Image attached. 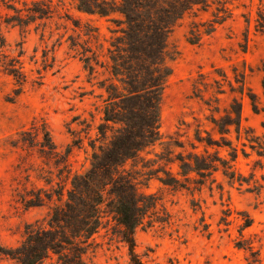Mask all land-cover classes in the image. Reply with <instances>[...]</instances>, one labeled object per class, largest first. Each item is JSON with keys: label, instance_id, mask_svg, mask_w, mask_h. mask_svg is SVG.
Returning a JSON list of instances; mask_svg holds the SVG:
<instances>
[{"label": "rangeland", "instance_id": "374dc122", "mask_svg": "<svg viewBox=\"0 0 264 264\" xmlns=\"http://www.w3.org/2000/svg\"><path fill=\"white\" fill-rule=\"evenodd\" d=\"M52 1L57 8L52 18L28 28L6 24V15L13 12L0 3V40L6 42V57L0 55V243L6 247L20 245L27 225L48 226L52 210L65 205L71 174L88 171L94 152L109 141L100 126L108 138L121 127L104 121L107 95L100 84L110 82L107 67L98 66L91 76L71 50L70 37L83 44L86 38L79 34L86 23L97 27L104 48L90 45L105 62L106 48L120 35L115 31L124 27V17L88 15L73 0ZM187 1L160 3L173 10ZM213 22L211 34H202L198 44L189 42L192 28L198 24L206 32ZM78 23L81 29L76 31ZM20 53L27 78L23 86L1 66ZM166 65L171 75L161 99L162 140L143 153L145 161L139 160L136 170L143 164L154 170L151 179L139 178L140 191L160 196L159 209L170 217L139 228L136 251L145 264H249L252 256L244 248L252 247L264 264V0H208L188 10L169 35ZM238 110L240 137L238 125L221 136L215 122L229 124V116L236 117ZM44 127L57 153L39 146ZM206 150L230 161L242 183H231L220 162L211 176L192 174L198 183L186 182L179 175V160ZM132 165L128 162L127 168ZM168 174L188 189L164 186L161 178ZM36 204L42 206H31ZM118 230L112 216H106L85 258L88 264H130ZM0 264L17 263L0 256ZM42 264L60 263L52 254Z\"/></svg>", "mask_w": 264, "mask_h": 264}, {"label": "trees", "instance_id": "16d2710c", "mask_svg": "<svg viewBox=\"0 0 264 264\" xmlns=\"http://www.w3.org/2000/svg\"><path fill=\"white\" fill-rule=\"evenodd\" d=\"M73 1L77 2L80 12L88 15L110 17L120 14L124 17L121 21L124 27L115 31V34L120 35L114 36L106 48L105 62L98 52L104 48V44L100 43L97 27L86 23L85 29L79 34L86 38L83 44L70 37L71 50L80 57L91 76L98 73V66L107 67L110 82L107 84L103 81L100 84V89L107 95L104 121L112 123L113 128L116 125L121 127L114 129L113 136L108 138L104 127L100 126L103 138L109 141L94 152L88 171L70 172L71 189L65 205L52 210L48 226L27 225L25 239L20 245L6 247L0 243V256H6L17 264H42L53 254L60 264H88L85 258L94 245V237L104 228L105 217L112 216L119 228V240L129 249L130 264H145L136 251L137 230L146 224L168 222L170 216L165 209H159L163 207L160 196L140 191L139 186L143 185V181L139 178L151 179L154 170L145 164L141 170L136 169L139 160L145 161L143 153H150L148 151L162 140L161 99L167 78L171 75V69L166 65L169 35L188 10L207 4L208 0H188L185 7L176 10H169L160 0H114L112 3L100 0ZM0 3L13 12L6 15L5 23L23 28L51 19L57 10L52 0H0ZM216 23H210L206 32L197 29V24L189 33V42L198 44L202 34H211L215 30ZM80 25H74L76 31L81 29ZM5 43V40H0L1 56H4ZM91 43H95L98 50H94ZM22 55L20 53L17 57L5 60L1 65L19 86L27 81L22 72ZM235 115L233 117L231 114V122L224 126L219 121L215 122L221 136L230 133V126L238 125L240 137L241 111L238 110ZM42 133L43 140L38 142L42 151L57 153L51 132L44 127ZM200 138L198 142L203 143ZM207 145L212 144L208 142ZM68 151L69 156L71 150ZM181 158L179 175L186 182L198 183L197 177L203 179L211 176L219 170L220 162L231 183H242L230 161L219 156L211 157L208 150L205 154H190ZM236 158L237 153L232 156V162ZM130 161L135 171L127 168ZM192 174L197 177H191ZM199 181L201 184L203 180ZM161 182L175 190L188 189L186 183L172 174L161 178ZM37 199L41 203V193ZM161 211H164L166 219ZM250 225L246 223V227ZM244 249L251 253L249 264H262L252 247Z\"/></svg>", "mask_w": 264, "mask_h": 264}]
</instances>
